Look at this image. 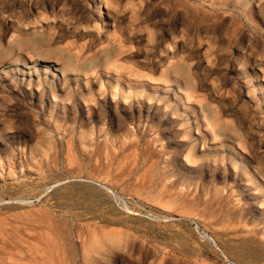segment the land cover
<instances>
[{
    "label": "rangeland",
    "instance_id": "rangeland-1",
    "mask_svg": "<svg viewBox=\"0 0 264 264\" xmlns=\"http://www.w3.org/2000/svg\"><path fill=\"white\" fill-rule=\"evenodd\" d=\"M220 1L146 0L97 36L88 0H0V49L40 17L35 3L54 4L53 25L22 36L45 37L50 59H0V264H264V79L249 78L264 62V3ZM54 52L111 56L109 71L68 77L94 101L52 111L49 87L38 101L29 81L64 78ZM118 78L124 97L143 87L139 105L113 99Z\"/></svg>",
    "mask_w": 264,
    "mask_h": 264
},
{
    "label": "bare ground",
    "instance_id": "bare-ground-1",
    "mask_svg": "<svg viewBox=\"0 0 264 264\" xmlns=\"http://www.w3.org/2000/svg\"><path fill=\"white\" fill-rule=\"evenodd\" d=\"M215 2L222 4L220 0H215ZM85 3H86V1H85ZM121 3H122L121 0H88V6H86V8H88V10H91L90 14L93 17V23H94V27L92 28V30L97 36L101 35V32L103 31V29H105L106 26H108L109 21H111V19L118 14V11L120 9H121V11L123 10L124 12H128V14H134V13H137L138 11L141 12L143 5L146 3V0H128V2L124 5H121ZM254 3H257L258 5L260 4V6H261L264 3V0H234V4L237 5L243 11L250 10V6ZM144 6H146V4ZM110 7H111V10H110ZM4 8H6V7H4ZM86 8H83V11L84 10L88 11ZM2 9H3V7H2ZM35 9L41 10L40 11L41 13L39 14V16L42 18L37 16L32 21L21 22V23H19L20 25H17V28H16L17 32H19V35L21 36L22 39L21 40H17V39L12 40V42L11 43L9 42V44L7 45L6 48L0 49V59L6 58L5 61H3L1 63V68L5 67L8 64H9V66H14L12 64H15V63H16L15 66H18V62H24V61H22L23 57L20 56V55H24V54L28 57L29 63H37V62H40L43 58H47V59L49 58V54H51L50 51L44 49L45 37H42V39H35V38H31V37H27V38L25 37V39H24V37H22V36H26L27 33L31 30L33 32L39 33L41 30L45 29V27H48L49 25H53V21L48 22V20H50L51 18L53 19V17H51V16L48 17L45 14V11L47 9H50L53 11V9H54L53 3L50 6L35 3ZM103 9H105L104 14H103ZM31 10H32V8H31ZM138 20H140V18ZM113 22H114V20H113ZM45 25H47V26H45ZM29 26H32V27L30 28ZM66 28H67V26H66ZM82 29H83V27H82ZM83 31H84L83 33L89 32V30L85 31L84 29H83ZM154 41L157 43H160V40H158V39H155ZM52 55H53V57H51V59L53 58L55 61L54 67L56 69H58L64 75V78H63V81L57 80L56 77L53 75L52 80H55V82L53 81L50 83H47V82L45 83L43 80H40L39 77L37 76V80L33 84L31 83V81H29L27 84L28 87L34 86L39 90V92L37 94L38 101L39 102L42 101L44 94H45V89L48 87H49L48 91L50 93L51 100L49 99V101L47 103V107L49 110H52V111H54L56 109V107H58L59 105L61 106L62 109H64L65 105H68V104L72 107H75L77 104L76 102L78 100H82L83 103L84 102L86 103V101H92L93 95H92V92L90 91V89L88 87L89 86L88 80L86 81L85 91H83V94H75L70 89V79L68 77L71 75L72 72H81V73H84V75L86 76V74L88 72L93 73V71L95 69H97L98 67H101V66L103 68H105L107 71H109V69L107 67L109 66V62L112 60L111 56H106L104 58L103 62L96 61L93 63V61H86L85 60L84 62L77 64V63H75L76 58L74 59L69 54H65L63 52H54V53H52ZM74 60H75V62H74ZM258 68L261 70V73H262L263 79H264V62H262V61L257 62L256 60L250 64L249 78L250 77L252 79L258 78V72H256V69H258ZM113 70L116 71L117 69L114 68ZM175 71H178L179 72L178 74H180L182 72L181 68H178V67H176ZM244 73H245V70L242 69L241 74L243 75ZM16 74H14V75H16ZM29 74H30V72H29ZM11 78H13V76H11ZM108 82H109L108 84L110 87V94L113 97V99L118 98L119 100H125V101L127 99H130L129 103H128L129 104L128 109L132 108V105H131L132 102H136L137 103L136 105H139V103H138L139 101H137V99L142 98L143 87L140 88L141 89L140 93L139 92L135 93V94L132 93L134 95L131 97V95H130L131 94L130 93L131 87L128 86L127 89L129 91V93L124 97V89H123L124 85L122 86V84H123L122 79H120V78L115 79L114 80V86L111 85L112 83L110 81H108ZM76 84L77 83H75V85ZM258 85L262 91V85L260 83ZM18 86H19L18 84H16L15 88L10 87L9 85L5 86V88L3 86H1V89H3V91L7 90V92H8V91H11L10 89L12 88V89L18 90V92H21V86L20 87H18ZM18 92H16V93H18ZM56 92L57 93L61 92L62 96H59V95L57 96ZM27 93H29L28 95H32L33 92H27ZM99 93H100V96H102V98L106 97L105 92L103 90H100ZM33 94H35V93H33ZM18 95H19V93H18ZM148 100L149 101L147 104L150 105L151 104L150 99H148ZM38 104H40V103H38ZM115 105H117V104H115ZM149 109L150 108H148V110ZM146 112L148 113V111H146ZM138 118L140 119V110H139ZM28 136H29V134H28ZM193 149H194V146H191V149H189V151H188L189 155L193 151ZM189 155H187V158H190ZM235 164H236V160H234V166H235ZM12 260H14V259H12ZM43 261H44L43 254L36 253V254L31 255L28 258L26 263L27 264H43ZM19 262H22V258L19 260Z\"/></svg>",
    "mask_w": 264,
    "mask_h": 264
},
{
    "label": "built area",
    "instance_id": "built-area-1",
    "mask_svg": "<svg viewBox=\"0 0 264 264\" xmlns=\"http://www.w3.org/2000/svg\"><path fill=\"white\" fill-rule=\"evenodd\" d=\"M222 264H234V262H232V261H230V260H228L222 256Z\"/></svg>",
    "mask_w": 264,
    "mask_h": 264
}]
</instances>
